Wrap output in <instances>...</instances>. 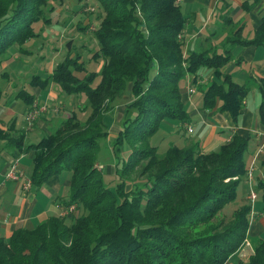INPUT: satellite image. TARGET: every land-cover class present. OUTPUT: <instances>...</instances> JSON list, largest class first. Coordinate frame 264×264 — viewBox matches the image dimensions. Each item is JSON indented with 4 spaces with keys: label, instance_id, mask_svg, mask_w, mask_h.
I'll return each mask as SVG.
<instances>
[{
    "label": "trees",
    "instance_id": "trees-1",
    "mask_svg": "<svg viewBox=\"0 0 264 264\" xmlns=\"http://www.w3.org/2000/svg\"><path fill=\"white\" fill-rule=\"evenodd\" d=\"M40 1L0 0V60L8 47L34 36L31 25L40 20L47 0ZM97 1L104 14L94 31L99 47L92 58L102 60L100 68L78 78L75 72L86 71L85 64L79 53L68 52L48 78L31 81L41 89L51 79L64 93H85L87 118L81 122L70 114L24 148L25 130L8 137L0 128V139L17 150H34L29 176L35 185L70 170V192L60 201L64 206L81 204L85 211L69 223L65 215L51 214L32 227L19 226L8 237L0 236V264H224L246 238L251 203L240 205L229 219L214 218L247 175L248 137L233 133L207 151L197 142H171L159 153L149 136L163 118L189 119L178 84L187 73L214 69L219 79L202 88V105L219 99V109L233 120L240 115L247 87L220 71L230 59L227 52L183 54L180 35L187 19L177 0ZM243 43L264 46V4L254 37ZM150 70L154 74L148 78ZM126 87L131 99L116 141L127 142L130 151L116 171L122 176L140 168L142 178L130 191L123 178L112 189L96 166L98 138L107 134L103 115ZM261 87L264 92V78ZM17 94L27 107L36 104L35 94L24 89ZM132 108L135 112L128 116ZM258 112L264 124V100ZM257 182L264 193V179ZM246 264H264V237L254 244Z\"/></svg>",
    "mask_w": 264,
    "mask_h": 264
},
{
    "label": "crops",
    "instance_id": "crops-1",
    "mask_svg": "<svg viewBox=\"0 0 264 264\" xmlns=\"http://www.w3.org/2000/svg\"><path fill=\"white\" fill-rule=\"evenodd\" d=\"M179 3L190 4L186 6L185 13L182 10L187 19L180 35L183 54L187 55L190 51L227 52L230 59L220 71L229 74L232 81L247 87L240 115L233 120L227 110L219 109V99L212 106L202 105V88L219 79L214 69L201 67L196 75L190 77L185 87L181 89V96L186 105L192 103L189 115L194 113L195 119L194 122L188 119L184 124L186 128L190 125L193 130L189 133H194L195 137L199 138L186 140L187 144L197 142L201 150L207 151L229 140L233 133L247 136L248 145L244 159L246 156L247 167L253 164L252 179L255 187L258 180L264 179V124L258 112V106L264 100L261 87L264 78V46L243 42H250L254 37L260 24L264 1L177 0V4ZM189 9L192 10V16L188 14ZM189 86L194 88L192 92L188 91ZM35 89L37 93L41 90L38 86ZM197 90L199 95H195ZM128 99H131V94ZM117 107L121 108L122 114L124 104ZM36 123L48 129L51 120L40 117ZM210 126H214L211 130L212 135L217 136L213 144L211 138L207 142L202 140ZM120 128L121 126L118 127V131ZM211 133L209 132V135ZM28 142L25 134L21 147L24 148ZM11 144L13 143L0 139V236L4 237H8L19 226L32 227L49 215L58 214L60 199L66 197L67 185H70V178L61 172L52 174L41 185H35L28 174L33 167L34 150L30 148L19 151L16 145ZM15 159L18 160V169L30 179L28 188L25 186L24 176L13 178L6 175L9 165ZM110 167L113 169V166ZM41 190L45 192L43 195L40 194ZM261 233H264V220L262 221L256 213L247 231L246 240L224 264H246Z\"/></svg>",
    "mask_w": 264,
    "mask_h": 264
},
{
    "label": "rangeland",
    "instance_id": "rangeland-1",
    "mask_svg": "<svg viewBox=\"0 0 264 264\" xmlns=\"http://www.w3.org/2000/svg\"><path fill=\"white\" fill-rule=\"evenodd\" d=\"M178 5L185 13L186 6L190 4L179 3ZM187 11L192 16V10L189 9ZM42 12L40 20H36L31 25V29L35 33L34 36L8 47L0 60V128L3 131L6 129L5 131L9 132L8 137L13 135L18 136L17 130L23 129L26 133V141L29 142L31 140H38L40 136L47 133V130L55 129L61 120L70 114H74L82 122L90 113V106L88 105V98L85 93H64L59 84H56L51 79L37 93L36 86L31 84L33 78H48L55 66L64 60L68 52L72 54L79 53L81 60L85 64L86 71L75 72L78 78H83L89 72L98 70L102 64V60L95 61L92 58V53L99 47V42L94 31L104 14L97 0H47L42 7ZM79 26L83 27V29H79ZM153 74L154 70H150L148 78L152 77ZM192 76L193 74L189 76L185 75L178 81L180 89L185 87L187 80ZM20 89L35 94L37 106L45 107L41 111H39L40 107H35L37 115L32 122H28L26 115L35 106V102L30 107H27L28 103L20 94H17ZM130 93V90L126 87L122 96L113 101L114 108L104 113L103 124L104 129L107 130V134L98 138L96 153V166L100 169L104 182L112 189H115L117 181L123 178L125 181L124 189L127 191H130L133 187L135 180L142 178L139 176L138 172L140 168L137 166L122 176L116 171L130 151V146L127 142L121 143V141H116L118 127L122 126L123 119L121 118L124 113L123 110L121 114V108H119L121 106L117 107V105L124 104L125 107V104L129 101ZM195 95H199L198 90ZM191 109V102L187 105L183 104V111L188 115ZM133 112H135L134 108L129 111L128 116H132ZM40 117L51 120L48 129L36 123ZM194 117V113L188 116L192 122H194ZM184 123L178 118H163L159 122L157 129L149 136V143L156 145L158 152L163 153L171 142L182 146L187 144V141L199 138L195 137L196 134L189 133L192 131H189L186 128V123ZM212 128L214 126L208 127L202 140L204 139L207 142L211 138L213 144L217 136L212 135ZM209 132L211 133L210 135ZM219 136L218 138H220ZM1 140L4 142L6 139ZM244 160H247L246 156ZM144 162L145 160L141 161L139 165H142ZM110 166H113V169ZM61 174H66L70 178L71 171L63 170ZM23 176L25 182H27L29 178L25 174ZM30 183L27 185V188ZM250 189L251 185L247 175L242 176L237 183L235 197L222 207L220 213L214 219H229L240 205L251 203V200L248 198ZM254 190L256 197L252 202V204L254 203L252 206L255 207L256 211L253 209V217L255 218L257 213L263 221V189L256 186ZM69 192L70 186L67 185L66 196ZM44 193L43 190L40 191L41 195ZM68 205H72V209L65 214L66 223H69L73 217L85 211L81 204L70 203ZM59 212H63V208H60ZM251 223L252 221L250 225ZM259 237H264V233H261ZM25 257L29 258L27 252H25Z\"/></svg>",
    "mask_w": 264,
    "mask_h": 264
},
{
    "label": "built area",
    "instance_id": "built-area-1",
    "mask_svg": "<svg viewBox=\"0 0 264 264\" xmlns=\"http://www.w3.org/2000/svg\"><path fill=\"white\" fill-rule=\"evenodd\" d=\"M193 90H194V88L192 86H189L188 87V91L189 92H192ZM35 107H40L39 108V111L45 109V107L37 106L35 104V106L26 115V118H27L28 122H32V120L34 119V117L37 115V111L35 110ZM188 130L189 131H192V127L190 125H188ZM252 168H253V164L251 163V165H249L247 167V178H248V180L250 182V185H251V189L249 190V194H248V196H249V198L251 200L250 222L254 219V217H253V208H252L253 206H252V202H253V200L256 197V193H255V190H254L253 179H252ZM6 175L8 177H13V178H17L18 176L20 177V176H23L24 175V172L22 170H19L18 169V160L17 159H15L13 161V163H11L9 165V168L7 170ZM29 183H30V180L28 179V181L25 182V186L27 187V185ZM59 206H60V208H63V212H59V214H62V215H65L66 213H68L72 209V205H67V206H63V205L61 206V205H59Z\"/></svg>",
    "mask_w": 264,
    "mask_h": 264
}]
</instances>
